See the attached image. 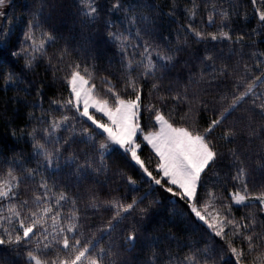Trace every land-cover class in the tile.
<instances>
[{
	"label": "snow or ice",
	"instance_id": "6c2138e0",
	"mask_svg": "<svg viewBox=\"0 0 264 264\" xmlns=\"http://www.w3.org/2000/svg\"><path fill=\"white\" fill-rule=\"evenodd\" d=\"M190 2L192 7L186 9L189 19L187 31L197 43L204 44V54L198 55L197 59L206 69H211L209 75L215 80L218 76L227 75L226 66L220 69L215 66L213 56L215 48L224 41L243 45L245 36L249 34L236 35L233 40L231 25L233 17L240 15L242 20H247V15H241L238 11L240 5L233 3V0H219L221 9L213 5L208 12L207 23L209 26H216L218 16L220 24L217 31L205 33L193 26L192 20L196 17L200 5L196 0ZM202 2L207 4L208 0ZM5 3L6 0H0V8L5 6ZM251 3L259 25L253 32L264 36V0H251ZM223 4H228L231 11L223 8ZM257 4L261 6L255 7ZM143 7L153 11L156 8L155 5L148 4H144ZM174 10L173 8V12ZM112 12L125 13V20L132 27L141 25L137 27L135 39L142 43L132 44L124 32L113 30L115 25L110 21L105 22L109 28L107 39L117 46L120 53V70L123 75L115 78L116 83L113 82V78L102 77V87L99 89L92 75L93 69L75 61L64 63L68 55L67 49L60 50L59 55L54 56L64 65L63 68L53 65L50 58L49 67L54 68L55 72H65L63 79L69 88V98L64 101H51L53 106L62 110V118L53 120L49 128L43 130L41 139L44 143L36 139L37 129L28 134L33 140L36 167L26 168L22 162L13 160L6 178L0 176V179H3V183H0V246H8L17 254L23 251L25 264H104L109 252L99 247L100 241L82 238L77 200L72 199L63 190L53 191L58 186L50 184L48 182L50 177H45L43 173L49 169L55 173L61 169L63 163L73 167L74 174L81 180L89 176L97 177L109 171L108 159L111 155L119 153L125 165L138 172L143 182L149 185L150 191L143 196L133 197L131 202L126 204L113 201L110 206L115 209V214L102 229L105 235L110 236L117 229L123 234L126 230V234L123 235L124 243L128 248L134 247L138 239L137 225L147 217L154 205L163 204L164 201L152 200L146 207L141 205L152 192L163 191L170 198H174L175 204L186 210L190 221L197 225L200 223L205 225L210 238H220L216 247L193 249L192 254L185 256L183 260L173 262L169 258L170 264H264V232L256 231L255 216L250 215L236 220L231 215L233 204L245 207L258 205L259 212L264 214V191L259 195L249 194L250 179H246L249 174L241 163H237L239 156L235 150L229 149L227 153L233 161L231 167L236 169L235 174L231 176L236 182L235 191L229 194L232 203L224 204L212 188L207 190L206 198L201 196L209 173L214 172L225 157V153L220 151L214 142L216 131L220 130V135L216 138L225 144L233 143L245 130L250 137L258 134L252 115L264 121V90H261V86H264V72L236 82L231 102L224 106L222 111L210 109L208 103L202 101L198 111L212 113L202 130L175 126L172 115L175 109H168L167 112L164 109L168 108L169 99L177 106L187 103V92L177 91L172 94L173 90L169 88V95L156 97L157 103L151 101L145 103L142 100V81L163 80V73L175 66L176 55L183 52L184 48L180 46L173 48L169 45L161 49L145 41L144 36L153 32L151 18L137 14L136 6L130 4L126 7L122 0H112L107 9L97 3V0H87L86 9L82 11V23L85 27H95L103 14ZM2 15L3 12L0 11V16ZM168 15H172V12ZM42 24L43 21L35 17L28 21V30L23 37V43L28 46L24 47L22 44L18 50L11 52L13 60L24 59L25 63L19 74L12 68L0 69V78L4 80L5 87L14 82L19 83L25 71L33 70L36 53L39 52L43 58L46 45L49 42L55 43V35L42 32V38L37 44L33 30L40 29ZM0 35H3L2 28ZM8 35L10 36V30ZM209 41L214 44H210ZM6 48L7 40L0 41V52ZM253 55L257 57L256 67L264 63V53ZM130 56L133 59H129ZM135 56H139L140 60L135 61ZM0 65H3L2 56ZM245 70L250 71L247 66ZM189 78L192 79L191 76ZM200 78L204 79L203 74ZM161 87V84L153 82L151 90L158 93ZM37 94L42 96L39 90ZM222 99L227 100L228 97ZM249 102L250 107L244 113L237 114L238 110ZM40 106L38 102L33 107ZM68 112H72L73 115H68ZM233 117L235 119L229 124ZM31 119L41 124L46 122L43 116H32ZM86 122H90V125L80 126ZM241 124H245V129L239 128ZM61 128L70 133L67 138L55 136V131ZM260 132L264 133V125L260 126ZM76 143L84 144L88 150L79 156L73 154L65 158L63 153ZM46 145H52V149L49 150ZM145 147L149 148L151 158L143 157ZM17 168L23 173L21 177L15 175ZM2 171L0 170V173ZM117 174L126 180L132 191H138L135 187L138 183L136 178L126 176L120 170ZM37 177H40L38 182ZM28 180L35 184L33 195L31 199L21 200L19 185ZM241 192L244 195H241ZM5 201L8 203L5 204ZM217 201H220V207L217 206ZM69 203L72 206L71 210L63 213L62 209ZM96 206L93 202L92 207ZM124 221L130 222L121 227ZM234 238L246 243V248L237 247ZM49 256L52 258H42ZM0 264L10 262L6 257H0ZM110 264H115V261H111Z\"/></svg>",
	"mask_w": 264,
	"mask_h": 264
},
{
	"label": "trees",
	"instance_id": "16d2710c",
	"mask_svg": "<svg viewBox=\"0 0 264 264\" xmlns=\"http://www.w3.org/2000/svg\"><path fill=\"white\" fill-rule=\"evenodd\" d=\"M111 2L112 0H97V3L103 5L105 9L110 6ZM196 2L200 6L197 9L196 17L192 20L193 26L205 33L217 31L220 24L219 17H216V26H209L207 16L213 5L221 9L219 0H208L207 4L202 0H196ZM7 3L8 15L13 22L10 36L8 33L4 39L7 40V48L0 52V56L3 57V65H0V69L12 68L19 74L23 68L24 59L13 60L11 52L20 48V41L28 30V21L34 17L43 21L40 29L33 30L36 42L42 38V32H50L55 35L56 41L46 45L43 58L39 52L36 53L33 70L25 71L19 83L14 82L5 87L4 80L0 78V170H3L0 176L5 178L13 160L22 162L26 168L36 167V159L33 157V140L28 134L32 133L33 129H37L36 139L40 143H44V140L41 139L44 134L43 130L49 128L53 120L62 118V110L53 106L51 101L68 99L69 88L63 79L65 72H55L54 68L49 67L50 58L53 65L63 68L64 65L60 64L54 56H58L60 50L67 49L68 55L64 63L75 61L93 69L92 75L99 89L102 87V77L113 78V82L116 83L115 78L123 75L120 70V53L117 46L107 39L109 28L105 22L110 21L114 24L115 29L113 30L118 29L124 32L132 44L142 43L135 39L137 27H141V25L137 24L136 27H132L125 20L123 12L103 14L96 22L95 27H85L82 23V11L87 5V0H8ZM122 3L126 7L130 4L136 6L137 14L151 18L153 32L151 35L144 36L145 41H149L161 49L169 45L173 48L177 46L184 48L183 52L177 53L175 66L163 73V80L142 81V100L145 103L149 101L157 103L156 97L169 95V88L173 90L172 94L177 91L187 92V103L177 106L174 101L169 99L167 101L168 108L164 109L165 112L168 109H175L172 112L175 126L188 127L190 130H202L207 125L209 116L212 115L211 112L198 111L202 101L207 102L210 109L215 108L222 111L223 107L231 102V94L236 82L264 72V63L256 67L257 57L253 55V53H264V36L253 32V29L258 28L259 25L251 0H233V3L240 5L238 11L241 15H247V20H242L240 15L232 18L233 40L236 35L244 33L249 35L245 36L243 45L224 41L215 48L213 56L216 68L227 67V75L218 76L215 80H212L209 75L211 69H206L197 59L198 55L204 54V44L197 43L191 33L187 31L189 19L186 9L192 7L190 0H122ZM144 4L155 5L156 8L153 11L143 7ZM260 6L257 4L255 7ZM222 7L231 11L228 4H223ZM169 12H172V15H168ZM209 43L214 44L210 41ZM23 46L27 47L28 45L24 44ZM129 59H133V57L130 56ZM134 60L139 61L140 57L135 56ZM245 66L250 71L246 72ZM201 74L204 76L203 80L200 78ZM190 76L192 79L189 78ZM153 82L162 86L158 93L151 90ZM38 90L42 92V96L37 94ZM261 90H264V86H261ZM150 92H152L151 95ZM223 97H228V99L224 100ZM38 102L41 106L33 107ZM248 107H250V102L244 104L237 114L244 113ZM67 114L73 115L72 112ZM32 116H43L46 122L41 124L31 119ZM232 119L235 117L229 120V124ZM252 120L257 129L256 136L250 137L245 130L235 138L233 143L225 144L224 141L216 138L219 137L220 130L216 131L214 142L220 151L225 153V157L214 172L209 173L207 183L201 192L202 197L206 198L207 190L212 188L224 204L232 203L229 194L235 191L236 182L231 179V176L235 174L236 169L231 167L233 161L227 155L229 149L237 152L239 156L237 163H241L249 174L246 178L250 179L249 194L259 195L261 191H264V133L260 132V126L264 125V121L254 114ZM145 123L147 122L145 121ZM87 125H90V122L80 126ZM245 127V124L239 125L241 129H245ZM69 134L63 128L55 131L56 137L67 138ZM94 139L97 138L94 137ZM46 147L49 150L52 149V145H46ZM86 150L88 149L84 144L76 143L63 154L65 158L73 154L79 156ZM142 155L144 158H151L149 148L145 147ZM108 165L109 171L105 174L97 177L89 176L83 180L74 174L73 167L63 163L59 171L53 173V170L49 169L43 173L45 177H50L48 181L50 184L58 186L53 191L63 190L72 199L77 200V215L80 217L82 238L100 241L99 247L109 252V257L104 264H110L111 261H115V264H170L169 258L173 262L180 261L185 256L191 255L193 249L217 246L220 238H210L206 226L190 221L186 210L181 205L175 204L174 198H170L163 191L152 192L141 205V207H146L152 200L164 201L163 204L154 205L147 217L137 225L138 239L134 247L128 248L124 243L123 235L126 234V230L123 234L117 229L110 236L105 235L102 229L115 214V209L110 206L113 201L126 204L131 202L133 197L143 196L150 191L149 185L143 182L138 172L125 165L119 153L111 155ZM118 170L123 171L126 176H133L137 179L138 183L135 187L138 191L130 189L126 180L117 174ZM15 175L21 177L23 173L17 168ZM39 179L40 177H37V182ZM34 188L35 184L30 180L19 185L18 190L21 192L19 199H31ZM241 194L244 193L241 192ZM93 202L97 205L96 207H92ZM4 203L7 204L8 201ZM217 206H221L220 201H217ZM71 207L70 203L67 204L62 212L68 213ZM231 215L236 220L254 215L256 231L264 232V214L259 212L258 205L245 207L233 204ZM129 222L124 221L121 227ZM48 223L50 225L51 221L49 220ZM234 244L237 247L246 248V243L240 239L234 238ZM54 255L53 252L52 256ZM52 256L42 258L50 259ZM0 257H6L10 264H25L24 252L21 251L17 254V252L11 251L8 246H0Z\"/></svg>",
	"mask_w": 264,
	"mask_h": 264
},
{
	"label": "rangeland",
	"instance_id": "374dc122",
	"mask_svg": "<svg viewBox=\"0 0 264 264\" xmlns=\"http://www.w3.org/2000/svg\"><path fill=\"white\" fill-rule=\"evenodd\" d=\"M7 2H8V0H6L5 6L0 8V11L3 12V15L0 16V28L3 29V35H0V41H3L5 39V36H7V34L9 33V30L12 27L11 24L13 22V21H11V18H9V15H8V9H7V5H6V4H8ZM85 9H86V7H85ZM40 40L41 39L37 40V44H39ZM20 42H21V44L19 46H21L22 44L24 45L23 38ZM29 43H31V42H29ZM97 115H99V114H97ZM0 183H3V180H0ZM241 195H244V194H241Z\"/></svg>",
	"mask_w": 264,
	"mask_h": 264
}]
</instances>
